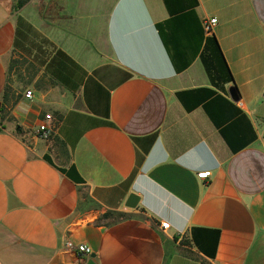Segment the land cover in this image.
<instances>
[{
  "label": "crops",
  "instance_id": "0c3cea01",
  "mask_svg": "<svg viewBox=\"0 0 264 264\" xmlns=\"http://www.w3.org/2000/svg\"><path fill=\"white\" fill-rule=\"evenodd\" d=\"M263 92L264 0H0V264H264Z\"/></svg>",
  "mask_w": 264,
  "mask_h": 264
},
{
  "label": "trees",
  "instance_id": "16d2710c",
  "mask_svg": "<svg viewBox=\"0 0 264 264\" xmlns=\"http://www.w3.org/2000/svg\"><path fill=\"white\" fill-rule=\"evenodd\" d=\"M26 1L27 0H17V7L22 6ZM208 44L211 46L209 54L201 56L203 65L212 85L221 91H225V85L233 82V76L214 36L208 38L206 49ZM13 62L14 60L11 61L9 70L11 69Z\"/></svg>",
  "mask_w": 264,
  "mask_h": 264
},
{
  "label": "built area",
  "instance_id": "2783aa9c",
  "mask_svg": "<svg viewBox=\"0 0 264 264\" xmlns=\"http://www.w3.org/2000/svg\"><path fill=\"white\" fill-rule=\"evenodd\" d=\"M217 19L216 18H210V19H205L203 21V28L205 30L206 33H211L212 32V28L213 26L216 24ZM32 95V91L31 90H27L24 94L25 97L30 98ZM50 120V115H45L44 116V122L39 126L38 130L41 132V135L44 138H47L50 134H51V128L48 126L47 121ZM208 174L207 172H202L199 174V177H203L205 178ZM163 227H167L166 223H162ZM65 247L67 250L69 251H74L78 254L81 255H89L92 252V249L89 245L84 244V243H79V244H73L69 241H67L65 243Z\"/></svg>",
  "mask_w": 264,
  "mask_h": 264
},
{
  "label": "rangeland",
  "instance_id": "374dc122",
  "mask_svg": "<svg viewBox=\"0 0 264 264\" xmlns=\"http://www.w3.org/2000/svg\"><path fill=\"white\" fill-rule=\"evenodd\" d=\"M13 60L12 67L9 70V83L13 84V87L21 89V87L26 86V83L30 80L34 68L24 58L18 57Z\"/></svg>",
  "mask_w": 264,
  "mask_h": 264
},
{
  "label": "water",
  "instance_id": "95a60500",
  "mask_svg": "<svg viewBox=\"0 0 264 264\" xmlns=\"http://www.w3.org/2000/svg\"><path fill=\"white\" fill-rule=\"evenodd\" d=\"M228 93L232 100L237 101L239 99L237 90L234 86L228 87ZM263 96H264V92H263ZM138 201H139V196L136 195L135 193H130L129 196L127 197V200L125 201V205L128 207L134 208L136 204L138 203ZM68 258H67L68 262L70 261V262L76 263L79 261L78 254L75 252H70L68 254Z\"/></svg>",
  "mask_w": 264,
  "mask_h": 264
}]
</instances>
